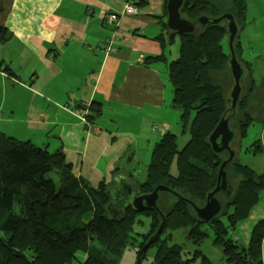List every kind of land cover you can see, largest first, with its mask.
Here are the masks:
<instances>
[{
  "label": "trees",
  "instance_id": "trees-1",
  "mask_svg": "<svg viewBox=\"0 0 264 264\" xmlns=\"http://www.w3.org/2000/svg\"><path fill=\"white\" fill-rule=\"evenodd\" d=\"M140 1L133 0V6L141 7ZM165 4L166 0L163 18ZM225 13L232 14L238 30L241 29L244 0H184L181 8V15L192 21L200 15L216 18ZM163 18L160 24L165 29ZM176 35L180 38L178 56L166 68L172 86L171 107L179 111L183 133L187 128V141L179 147L176 134L164 133L151 152L145 180L134 184L137 194L148 193L158 185L166 186L200 207L206 193L214 188L219 165L226 158L225 153L214 155L207 144L209 134L229 106L226 95L232 81L227 67L229 53L224 50L225 23L197 28L193 35L165 31V37L157 38L161 54L146 57L143 65L166 61L163 50ZM9 37L0 26V43ZM234 52L246 70L239 58L238 39ZM248 85L250 89L251 83ZM241 109L244 111L240 113ZM191 112L194 117L188 123ZM99 115V109L90 106L83 117L92 123ZM250 124L241 95L236 113L229 120L236 133L231 146L236 152ZM247 151L259 155V141ZM225 170L231 196H218L223 209L208 224L197 223L191 207L173 194L159 195L157 206L164 226L142 260L148 250L154 249L149 264H212L199 250L189 259L184 257L182 247L176 243L168 245L173 233L181 230L190 244L199 246L207 237L204 229L209 228L227 264H263L264 218L252 226L246 246L228 237L262 199L264 174L240 164L237 155ZM110 188L111 184L103 179L92 186L86 179L73 175L61 149L48 151L0 132V264H117L128 246L137 256L156 233L161 218L158 212L135 213L131 208L119 217L111 216L107 211ZM65 201H72L74 206L65 207ZM144 225L145 231H136V227ZM77 253L82 254L81 259Z\"/></svg>",
  "mask_w": 264,
  "mask_h": 264
},
{
  "label": "crops",
  "instance_id": "crops-1",
  "mask_svg": "<svg viewBox=\"0 0 264 264\" xmlns=\"http://www.w3.org/2000/svg\"><path fill=\"white\" fill-rule=\"evenodd\" d=\"M128 1L134 5L133 0H0V26L10 34L0 43L1 91L11 100L0 103V122L5 125L0 132L32 144L34 136H40L41 145L35 146L61 149L73 175L92 186L102 179L113 182L114 177L137 182L133 170L112 169L113 156H107L119 135V119H127L122 114L145 118L171 106L166 61L164 67L143 65L146 57L162 52L157 38L165 37L160 24L165 0H141V7L134 6L136 16L125 14ZM241 61L248 78L243 86L245 111L260 132L244 148L238 145V162L255 171V156L247 148L259 141L257 156L264 174V76L251 59ZM90 106L100 111L92 123L83 117ZM112 106L114 111H105ZM133 160L127 155L125 163ZM255 209L258 218L251 228L264 218V202L251 212Z\"/></svg>",
  "mask_w": 264,
  "mask_h": 264
},
{
  "label": "rangeland",
  "instance_id": "rangeland-1",
  "mask_svg": "<svg viewBox=\"0 0 264 264\" xmlns=\"http://www.w3.org/2000/svg\"><path fill=\"white\" fill-rule=\"evenodd\" d=\"M244 2V22L241 29L238 30L237 38L240 41H238V44H240L241 46V58L251 59L254 68H257L258 72L260 73V76H264V0H244ZM179 44L180 38L176 35L174 37L173 42L167 46L166 51L164 53L166 64L169 61L177 58ZM258 46H260L262 50H258ZM224 50L227 51V45L225 42ZM257 51L263 52V54L261 53L262 55H259V52ZM256 55H259L261 58H256ZM155 64L164 67L165 63L160 62ZM1 83L2 82L0 81V103H7L9 101L11 102V100L8 98V95L3 94V92L1 91ZM168 84L170 89V95H172V86L169 81L167 82V85ZM244 92L245 89L242 86V93L244 94ZM168 108L169 113L166 112ZM114 110L115 107L112 106L109 109L106 108L105 111L111 112ZM117 110L121 111L120 109ZM126 110H128V112H131L129 108ZM15 111H17V109H15ZM156 111L157 109L149 115L145 116V118H143V114H138L134 116L123 113L122 116H127V119H119L121 127L119 135L117 136V141L115 142L113 148L107 154L108 157L113 156V158L109 161L110 163H114V168L112 169H115L116 166L121 171H125L127 169L133 170L135 173L134 178L137 182H142L145 180L147 165L151 157V152L155 144L160 140V137L161 135H163V133L171 132L176 134L179 147H181L183 142L187 140V128H184L186 132L183 133L180 114L177 109L166 105L164 108L161 109L158 114ZM243 111L244 109H241L240 113ZM1 113H4V110H1ZM193 117L194 112H191L188 117V123ZM162 125L166 126V129L164 131H161L159 129ZM153 126H156L158 130L153 131ZM259 126L260 125L256 122L252 123L249 126L247 130V136L241 142H239L240 147L244 148V146L250 144L254 139L258 137L260 132ZM4 127L5 125L2 126V123L0 122V131H2V128ZM18 135L19 134H16V136ZM21 136H24V139L28 138V136L23 134H21ZM32 141L34 144H39L42 142L40 136L37 135L34 136ZM233 147H237V145L234 144ZM131 154L134 156V160L133 163L129 165L125 163V159L127 155ZM239 155L240 156L237 157L238 161L241 159V153ZM260 160L261 159L259 156H255L254 159H252L254 165H256L255 171H257L258 173H262V170L259 168ZM106 183L111 184V187L114 186L113 182L107 181ZM263 198L264 194L262 195V200H260V202L256 206H260V204L264 202ZM64 205L65 207L69 208L74 206V203L72 201H65ZM256 209L250 212L249 216L245 220L239 222L236 225L235 229L231 233H229L228 238L233 237L237 240L239 245L246 246L251 229V224L256 218H258V215L254 214ZM145 229L146 225L142 227H136V231H145ZM204 231L206 232L207 237H205V239L199 246L190 244V242L186 240V233L181 230L173 233L171 240L168 241V245L176 243L177 245L182 247L184 257L189 259L192 257L195 250H199L204 256H206L211 261L212 264H227L224 260L221 248L215 245L212 231L209 228H205ZM153 254L154 249L148 250L146 258L141 261V264H149L150 259L153 257ZM76 255L79 259L82 258L81 253H77ZM261 260L264 264V241L262 243ZM135 262L136 253L130 246H128L121 253L117 264H135Z\"/></svg>",
  "mask_w": 264,
  "mask_h": 264
},
{
  "label": "water",
  "instance_id": "water-1",
  "mask_svg": "<svg viewBox=\"0 0 264 264\" xmlns=\"http://www.w3.org/2000/svg\"><path fill=\"white\" fill-rule=\"evenodd\" d=\"M183 3L184 0H166L164 27L167 32L173 35H193L197 31V28L204 29L205 27H212L222 22L225 23L226 45L229 53L227 67L232 81V85L226 95L229 106L209 134L207 144L214 155L225 153L226 158L219 165L214 188L206 193L204 204L200 207L190 200L175 194L166 186L158 185L148 193L137 194L135 184L131 183L128 179L113 178L114 186L107 193L109 198L107 211L111 216L119 217L127 208H131L135 213L158 212L161 218V224L156 233L138 251L135 264H141L143 254L156 241L163 229V215L157 206L161 193L173 194L182 203L191 207L197 223L208 224L215 217L219 216L223 209V203L218 196L229 198L232 192L225 168L236 157L237 152L231 147L236 139V133L230 127L229 120L236 113L237 105L242 95V86L247 80V72L237 61L234 52V43L238 38V27L234 17L229 13L222 14L216 18L200 15L194 21L188 20L181 15Z\"/></svg>",
  "mask_w": 264,
  "mask_h": 264
},
{
  "label": "built area",
  "instance_id": "built-area-1",
  "mask_svg": "<svg viewBox=\"0 0 264 264\" xmlns=\"http://www.w3.org/2000/svg\"><path fill=\"white\" fill-rule=\"evenodd\" d=\"M124 11H125V14L130 15V16H136L138 14L137 9L133 6V4L130 1H128V2L125 3V5H124ZM156 129H157L156 126H153L152 127V130L153 131H155ZM159 129L161 131H164L165 127L164 126H161Z\"/></svg>",
  "mask_w": 264,
  "mask_h": 264
},
{
  "label": "flooded vegetation",
  "instance_id": "flooded-vegetation-1",
  "mask_svg": "<svg viewBox=\"0 0 264 264\" xmlns=\"http://www.w3.org/2000/svg\"><path fill=\"white\" fill-rule=\"evenodd\" d=\"M240 58V57H239ZM240 60H241V58H240Z\"/></svg>",
  "mask_w": 264,
  "mask_h": 264
}]
</instances>
